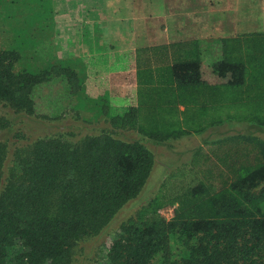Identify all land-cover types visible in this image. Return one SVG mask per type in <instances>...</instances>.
Returning <instances> with one entry per match:
<instances>
[{
  "label": "trees",
  "instance_id": "trees-1",
  "mask_svg": "<svg viewBox=\"0 0 264 264\" xmlns=\"http://www.w3.org/2000/svg\"><path fill=\"white\" fill-rule=\"evenodd\" d=\"M45 8L50 26L55 0H0V264H264V143L254 135L264 115L242 120L223 160L182 175L190 179L170 199L171 219L159 213L160 193L123 219L152 175L149 146L188 132L114 106L103 69H88L96 61L54 58L53 23L38 40ZM228 57L177 62L169 73L184 91L231 93L248 71ZM22 119L52 132L29 138ZM232 120L241 122L224 116L196 133ZM213 142L222 141L202 143Z\"/></svg>",
  "mask_w": 264,
  "mask_h": 264
},
{
  "label": "rangeland",
  "instance_id": "rangeland-1",
  "mask_svg": "<svg viewBox=\"0 0 264 264\" xmlns=\"http://www.w3.org/2000/svg\"><path fill=\"white\" fill-rule=\"evenodd\" d=\"M114 1L110 0V3ZM167 1L165 0L166 4H168ZM200 1H205L204 4L200 3L204 6L202 8L201 6L193 8L191 6L190 13H199L200 17L203 10L205 12L207 10L220 12L216 14L215 33L211 34V38L207 32L205 33L206 25L203 19L198 34L195 33V36L200 38L197 46L190 47L188 52H178L179 56L176 58L173 56L172 61H169L164 51L138 50L135 63L131 61L130 72L133 74L127 77V83L115 85L117 88L114 90L107 89L112 104L115 106L124 103L138 109L140 123L152 126L162 125L188 132L182 138L168 144L149 146L154 155L152 175L147 180L139 197L128 203L123 209L121 213L123 219L135 216L141 207L146 206L159 193L161 194L159 213L167 220L171 219L177 204L171 207L169 203L172 200L170 199L176 197L184 181L190 179L187 176L184 178L182 175H187L189 172L199 175L202 171L206 172L209 164H216L218 160H223L231 140L245 126L246 122H242V120L249 116L264 115V0ZM192 3L193 1L190 2L191 5ZM47 12L49 10L45 8L43 22L46 19L44 24L48 28L43 27L41 33L39 32L41 29L37 30L39 32L38 40H44L53 23V28H51L54 31L53 54L54 58H59L62 54L56 52L59 49L56 46V37L59 33H56L54 28L55 14L49 26ZM136 23L140 25L141 20ZM121 29L125 33L129 31L123 21ZM213 38L215 40L211 41ZM211 53L226 54L229 59L241 60L248 71L245 85L231 93L219 92V90L216 92L212 87L202 88L196 92H190L189 89L181 90L179 86L177 88L169 86L170 88H168L166 73H169L172 65L177 62L197 60L207 63ZM78 61L82 62V60ZM17 67L21 68L19 64ZM255 70H259L260 73L257 74ZM117 82H120L119 79ZM172 82L170 80L169 85ZM224 116L238 117L241 122L236 123L232 120L231 128L224 126L215 131L208 129L202 134L196 133L210 122ZM22 121L25 130L29 131L27 134L29 138L52 132L51 129L37 125L28 119H22ZM254 135L264 143V132ZM206 138L210 140L218 138L219 142L222 141L221 145L213 142L206 146L202 143ZM11 141L15 142V139ZM200 146L203 149L200 155L202 153L203 155L195 159L194 151ZM205 157H207L206 160H204ZM163 182L166 184L162 185Z\"/></svg>",
  "mask_w": 264,
  "mask_h": 264
},
{
  "label": "crops",
  "instance_id": "crops-1",
  "mask_svg": "<svg viewBox=\"0 0 264 264\" xmlns=\"http://www.w3.org/2000/svg\"><path fill=\"white\" fill-rule=\"evenodd\" d=\"M167 3L165 0H115L113 3L110 0H55L54 28L59 33L56 52L63 59L82 60L86 64L96 61L88 69L96 72L103 69L100 76L108 81L104 90H114L115 85H124L133 74L131 61L135 63L138 50L164 51L172 61L173 56H179L178 52H188L190 47L197 46L200 38L195 33L198 34L203 19L205 33L210 38L215 33L216 14L220 12L203 10L200 17L199 13H190L191 6L202 8L204 5L200 3L205 1L168 0ZM139 20L140 25L136 23ZM122 21L129 28L126 33L122 32ZM166 77L168 88L178 87L170 73ZM170 80L173 82L169 85Z\"/></svg>",
  "mask_w": 264,
  "mask_h": 264
}]
</instances>
